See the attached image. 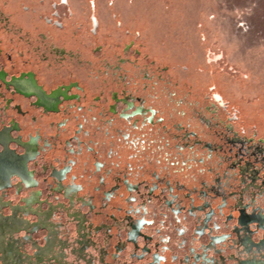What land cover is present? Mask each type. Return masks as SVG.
<instances>
[{
  "label": "rangeland",
  "instance_id": "1",
  "mask_svg": "<svg viewBox=\"0 0 264 264\" xmlns=\"http://www.w3.org/2000/svg\"><path fill=\"white\" fill-rule=\"evenodd\" d=\"M33 1L22 0L25 5L29 3L28 7H30L28 8L29 11L24 10L21 21L23 30L27 32V36L31 38L30 40H34L38 33H42L44 34L43 37L48 38L44 41L41 35L39 36L42 46L46 44L49 47L51 42L58 47L64 46L66 52L71 49L72 52L79 54L83 62L81 64L80 62L74 65L69 64V67L66 66L67 68L56 71L53 67L43 65V62H33L32 57L23 58L21 61L13 54L11 57L15 62L11 64L2 55L0 58L2 65L14 75L24 71H32L36 74L39 83L50 89L59 84H66L70 80L83 82L87 88L86 104L91 103L90 108L101 105L104 111V117H101V119L107 118L115 127L125 128L128 125L126 122L108 114V103L104 99L94 102L99 87L104 84V80L98 76L99 72L96 64L100 61L105 65L111 62L110 59L113 57L115 44H120L128 38L124 34L126 30L130 33L139 32L140 41L152 58L170 67L178 65L179 68L177 67L175 75L192 87V94L188 96L189 100H186L183 109L188 117H194L192 123L201 138L216 143L220 142L218 138L219 131L215 133L214 126H209L203 121V117L219 110L222 116L218 118L221 124L217 125V130L223 126H233L234 129L242 130L239 135L244 134L248 138L252 137L254 141L259 138L264 139V0H75L78 1L76 3L73 2L74 0H69L74 22H84L82 21V14H89V3L93 1L100 25L96 38L93 36L83 38V36L79 39L71 38L73 28L67 25L65 31L67 35H65L64 42V36L61 34L64 30H57L51 23L47 24L45 22V18L47 19L55 11L50 8V4L57 3L59 0H39L40 3L44 2L45 5L36 8L30 6ZM10 4L12 5L11 8L15 7V0H11ZM86 4L88 8L85 7ZM151 8L152 16L157 17L154 21L162 20V25L155 23L154 27L145 26L147 30L134 27L133 24L136 18H141L139 22L142 21L144 11L146 9L151 10ZM32 9L36 13L35 18L31 15ZM65 9L62 5L56 7V12L61 21L67 20L62 15L66 11ZM102 13L105 14L106 18L102 17ZM113 15L116 16L115 19L112 18ZM145 18L148 20L147 16ZM117 19L121 23L120 28L116 25ZM12 21L18 23L15 19ZM34 27H37V32ZM0 39H6L2 32H0ZM155 42H157V45ZM136 43H139V41ZM99 44L103 45V53H94L95 47ZM5 48L8 50V44H5ZM74 53L73 55L77 58ZM80 66L82 67L79 68ZM0 93L6 94L7 97L13 100V103H19L22 113L20 117H17L18 110H14L12 106L8 109L6 107L0 108V127L10 124L15 127V123H18L19 127H22L20 133L24 137L29 138L30 136L40 135L43 139H47L51 147L47 143H43L44 148H41L43 156L38 159L40 164L48 165L46 167H59L68 164L67 143L62 141V137L68 133L75 134L78 132L79 126L78 128L75 127L78 117L69 115V118H65L68 116L67 112L56 115L42 114L41 111L31 107L32 101L30 99L11 96L5 93L4 88L1 86ZM215 93H218L224 99L223 103L219 102V104L225 106L223 111L215 104ZM1 102L2 97H0V106ZM209 108L210 110H208ZM235 111L237 112V119L230 121L229 118L233 117ZM88 112L89 110L86 109V113ZM214 115H216V112ZM12 119L15 121L12 122ZM97 122L93 119L83 121V126L96 131L98 142H94V146L97 147L98 151L92 155L84 151L77 158L76 165L69 163L75 167L73 170L78 174V177L75 180L72 177L67 183L70 185L75 184L80 189L78 193L80 198L76 197L73 200V206L71 203L67 204L61 197L51 199L54 204H57V202L65 204L64 208H59L56 205L58 211L53 217L54 221L59 222V225L60 223L63 225H60L59 228V235L64 244L60 248L64 252L63 257L66 259L61 263L59 262V264H85L81 258L77 257V249H75L78 239L83 234L79 233L76 223L69 218L71 214L65 213L74 209L81 210L87 215V219L91 223L101 227V230L94 234L93 239L97 243L96 246L88 249L89 257L92 256L94 264L98 262L100 252L105 253L101 248L107 251L106 262L110 264L131 263L132 260H129L130 256L127 250H123L122 256L119 258L116 257L119 251L115 246L125 247L124 233L128 229L129 222L142 215L154 219L155 226L160 228L161 232L159 233L158 230L153 232L159 238L160 236H166L162 241H168L167 236L170 237L168 245L170 247L169 255L172 256L170 260L172 264H198L197 257L203 258L205 254L214 257L217 264H221L223 261L226 264H235L236 260L243 257L236 241L231 240L233 238H230L231 241L225 245H219L217 249H208L210 243L205 245L208 242L207 236L197 239L193 235L195 233L193 229L204 227L203 214L208 205L207 202L218 212L212 219L216 220L218 224L222 223L219 229L209 223V226L213 228L212 234H229L233 232L234 228L232 227L236 222L234 220L225 222L227 218L225 219L224 216L232 214L235 218L243 202L249 205L250 208L258 205L264 211V195H254L256 192H253L252 187H249L251 183H244L248 179L247 177L242 176L243 178H239L234 172L230 180V189L232 191L236 189L238 195H235L234 192V194L230 193L226 196V204L224 201L220 204L218 198H214L213 195H208V197L197 195L194 188L206 189L205 185H208L206 190L212 193L211 190L213 189L210 185L216 184L218 172L210 171L206 167L211 165L210 162L214 161L213 158L220 160L217 155L214 157L207 156L204 162H201L200 159H194L193 165L184 166L181 162L182 157L184 156L185 161L190 163L191 159L186 158L187 155L194 156L195 154L174 152L176 149H173L170 145L172 144L171 141L167 142L163 130L150 132L152 133V136L150 135L152 141L150 140L148 143L140 141L138 145L133 146L129 141H122L117 135L111 136L101 133L95 128ZM73 129H76V132H72ZM148 144L150 145L149 148L147 147ZM197 152L200 156H204L202 146ZM250 160L261 173H264L263 159L257 160L253 157ZM177 161H180L179 167L175 163ZM208 161H210V165H208ZM171 162H174V164H171ZM99 163L103 165L100 171H98ZM40 164H30V168L36 172V175L45 173L44 168L46 167L42 168ZM109 167L111 169L113 167L117 171L114 170L110 173L107 170ZM217 171L221 172V168H218ZM125 175L134 183L140 178L146 179L150 183L159 184L168 178L173 179L172 182L181 181L196 198L194 201L188 200L181 203L186 209L183 210V207H180L181 212L178 213L177 217L181 218V222H178L175 219L176 216L172 217L167 212L166 215H163L165 210L163 199L166 193L163 196L161 192L164 191V187L159 192L163 198H159L160 196L157 197L156 191L150 194L146 186L141 185L140 188L143 192L137 203L142 212L140 214L136 213V210L133 213L123 212L115 208L117 206L123 207L125 200L117 197L114 201L108 202L107 196H105L107 193L105 194L103 191L116 192L120 185L121 188L117 192H123L124 186L122 187V185H125ZM151 186V189L154 190L155 185L152 184ZM214 187L216 188V186ZM41 189H43V186H41ZM26 194L25 191L17 194L16 191L9 189L5 193H0V197H3L5 201H10L11 205H21L22 199L20 197ZM185 198H187V195ZM51 207L49 204L44 203L41 208L50 209ZM2 212L7 215L10 210L3 208ZM26 217L34 219L32 216ZM162 222L164 223L162 224ZM176 227L183 228L184 234L176 233ZM12 232L13 230L10 229L9 234L11 235ZM22 235L20 233L18 237L21 238ZM44 235L43 231L34 235L38 244H42ZM12 236L14 238V235ZM259 236L260 233H257L254 238ZM22 252L33 256L32 244L26 243ZM174 256H176V259ZM194 260L196 263H194ZM89 262L91 261L89 260Z\"/></svg>",
  "mask_w": 264,
  "mask_h": 264
},
{
  "label": "flooded vegetation",
  "instance_id": "2",
  "mask_svg": "<svg viewBox=\"0 0 264 264\" xmlns=\"http://www.w3.org/2000/svg\"><path fill=\"white\" fill-rule=\"evenodd\" d=\"M146 16L148 20H146ZM140 19L137 17L133 25L142 30H145V26L149 24L162 25L163 23L162 20L154 21L157 17L152 16V8L151 10L146 9L142 21L139 22ZM21 21L12 24L0 19V32L6 37L5 40L0 39V58L3 55L9 63L14 64L15 61L11 57L13 54L21 61L23 58L32 57L33 62H43V65L53 67L56 71L69 67V64L74 65L83 62L79 54L72 52L71 49L66 52L64 44L63 47H58L51 42L48 47L46 44L45 46L41 45L39 37L30 40L31 38L27 36V32L23 30ZM61 34L64 36V42L66 37L64 33ZM41 37L44 41L48 39L47 37ZM5 44H8V50L5 48ZM99 45L95 47L94 53H103L102 48L98 49ZM73 53L76 54L77 58ZM96 65L98 66V76L104 80V84L99 87L94 102L104 99L108 103V114L126 122L128 125L125 128L115 127L107 118L101 119V117H104L101 105L90 108L91 103L86 104L87 88L83 82L80 83L78 80H70L66 84H59L50 89L39 83L34 72L24 71L14 75L6 70L0 61V86L4 88L5 93L11 96L30 99L32 101L31 107L41 111L42 114L56 115L67 112L68 116L65 118H69V115L78 117L75 124L76 128L79 126L78 132L62 135V141L67 143L69 163H73V165L77 164V158L82 152L85 151V153L92 155L98 151L97 147L94 146V142H98L96 131L83 126V121L93 119L98 121L95 125L98 131L111 136L117 135L122 141H129L133 146L138 145L140 141L148 143L151 140L150 135L152 136L150 132L163 130L167 142L171 141L172 144L170 145L173 149H176L174 152L195 154L186 157L191 159L192 163L186 162L184 156L182 157L181 162L184 166L193 165L194 159H200L201 162H204L207 156L214 157L217 155L220 160L213 158L214 161L207 162L208 165H211L205 166L210 171L218 172L216 184L210 185L213 189L210 193L206 190L208 185H205L202 181L206 189L194 187L196 194L199 196L208 197V195H213L214 198H218L220 204L223 201L226 204L228 194L234 192L235 195H238L236 189L233 191L230 189V180L234 172L239 178L242 176L248 178L244 183H251L249 187H252V191L256 192L254 195H264V173H261L250 160V158L255 157L257 160L263 159L264 161V139L259 138L254 141L252 137L248 138L244 134L239 135L232 128L225 126L217 130V125L221 124L218 118L222 116L219 111L216 112L217 117L214 115L215 111H213L211 115L208 114V116L203 117V121L209 126L213 125L215 133L219 131L220 135H217H219L220 142L216 143L203 139L193 126L192 119L194 117H188L183 109L184 103L189 100L188 93L185 94L182 89L178 90L176 86L169 83L160 84L158 87L144 88L138 81L123 80L122 72H119L115 63L105 65L100 61ZM0 97H2L0 108L6 107L8 109L12 106L14 110H18L17 117H20V114H22L20 104L13 103V100L7 97L6 94L0 93ZM214 99L221 103L224 102V99L218 93H215ZM86 109L89 110L88 113H86ZM100 119L102 122L99 121ZM14 121L12 119V122ZM21 129L22 127L20 128L18 123H15V127H13V124L0 127V193H5L9 189L16 191L17 194L22 191L27 193L25 196L20 197L22 199L21 205H11L10 201H5L3 197H0V264H59V262L61 263L66 259L63 257L64 252L60 248L61 245H64L59 235V228L63 225L60 223V226L59 222L53 220V217L57 213L58 207L64 208L65 204L63 202L54 204L51 199L61 197L67 204L71 203L73 206V200L76 197L80 198L78 196L80 189L75 184L70 185L67 182L72 177L74 180L77 179L78 174L73 170L75 167L69 163L59 167H46L48 165L40 164L38 159L43 156V151H41V148H44L43 143H47L49 147H51V144L40 135L30 136L29 138L24 137L20 133ZM73 131L76 132V129H73ZM135 142L137 143L135 144ZM149 144L147 145L148 148ZM201 146L204 148V156H200L197 152ZM33 163L35 165L40 164L42 168L46 167L44 168L45 173L36 175V172L30 168V164ZM175 163L179 167L180 161ZM171 164H174V162H171ZM101 168H103L102 164H100L98 171ZM218 168H221V172L217 171ZM112 169L111 167L107 168L110 173L115 170L113 167ZM94 173L96 172L94 171ZM172 181L173 179L168 178L159 184L150 183L148 180L140 178L134 183L125 175V185H122V187L124 186L123 192H117L121 188L119 185L116 192L110 193V190H104L103 193H107L105 196H107L108 202L114 201L117 197L125 200V203L123 202L125 207L117 206L115 209L130 213L136 210V213L140 214L142 211L137 203L143 192L140 186L145 185L150 194L156 191L157 197L160 196L159 198H163L159 192L164 187V191L161 192L163 196L166 193L163 199L165 202L163 203L165 208L163 215H166L167 212L172 217L176 216L175 219L181 222V218L177 217L178 213L181 212L180 207H183V210L186 209L181 203L188 200L194 201L196 196L184 186L183 182ZM152 184L155 185L154 190L151 189ZM41 186H43V189H41ZM186 195L187 198H185ZM44 203L52 207L42 209ZM207 203L208 205L203 214L204 227L201 229L194 228L193 232L195 231V233L193 235L197 239L207 236L208 242L205 245L210 243L208 249H217L219 245H225L231 240L236 241L243 257L236 260L235 264H264L263 209L258 205L250 208L249 205L243 202L235 218L232 214L224 216L225 219L227 218L225 222L231 220L236 222L232 227L234 228L233 232L229 234H212L213 228L209 226V223L216 229H219L222 223L218 224L216 220L212 219L218 212L209 202ZM3 208H8L10 210L9 214H4L2 212ZM65 213L71 214L69 218L73 219L79 233L83 234L75 246L77 257L81 258L85 264H94L92 256L89 257L88 249L96 246L97 243L93 239L94 234L99 232L101 227L91 223L87 219V215L79 209ZM26 216H32L34 219H29ZM12 222L16 224L15 227L10 226ZM9 228H14L11 235L9 234ZM150 229H152V232ZM154 230L161 232L160 228L155 226V221L151 217L146 218L142 215L129 222L128 229L124 233L125 247L115 246L119 251L116 257L119 258L122 256V251L127 250L130 256L129 260H132L130 264H172L170 262L172 256L169 255L170 247L168 245L170 237L167 236L168 241H162L166 236H160L159 238L153 232ZM40 231L45 233L42 244H38L34 238V235ZM178 232L183 235L185 231L183 228L176 227V233ZM20 233L23 234L21 238L18 237ZM257 233H260V236L254 238ZM12 235H14V238ZM230 238L233 239L230 240ZM26 243L32 244L33 256L22 252ZM101 250L105 253L100 252L96 264H110L105 261L107 251H104V248H101ZM174 257L176 259V256ZM215 260L214 257L205 254L203 258L198 256L196 261L198 264H217ZM196 261L194 260V263ZM221 264H226V262L223 261Z\"/></svg>",
  "mask_w": 264,
  "mask_h": 264
},
{
  "label": "built area",
  "instance_id": "3",
  "mask_svg": "<svg viewBox=\"0 0 264 264\" xmlns=\"http://www.w3.org/2000/svg\"><path fill=\"white\" fill-rule=\"evenodd\" d=\"M68 1V2H67ZM59 0L57 3L50 4V8L54 9L55 11L50 14V16L45 18V22L47 24L51 23L53 27H55L57 30H64V35H67L66 26H71L73 28L72 36L71 38L79 39V37L83 38H89L93 36L96 38L98 36L97 30L100 25V20L96 16L95 3L91 1L89 3V14H82V21L84 22H77L73 21V13L70 9L69 0ZM112 1V0H109ZM105 2V1H104ZM62 5L64 8H66L65 12L62 14L63 18H66L67 20L61 21L59 20V15L56 12L57 5ZM111 4V3H109ZM5 5V3H4ZM87 4H86V6ZM23 11L27 10L29 11L28 7H22ZM19 12L18 14L14 15L11 13H7L5 10L0 9V19L5 20L9 23H12L13 19L16 20V22H20L22 20V16ZM33 18H35V11L32 9ZM113 19L116 18L115 15L112 16ZM84 19V20H83ZM116 25L121 27L120 21L117 19ZM16 24V23H12ZM34 30H37V27H34ZM37 32V31H36ZM127 37V40L120 43L115 44L114 54L112 59H110V63H115L119 72L121 73L122 79L126 81H138L142 87L144 88H153L158 87L160 84H173L177 87V89H182L185 94H192V87L187 83L180 80L177 75H175V71H177V67L179 66H169V65H163L159 63L157 60L153 59L149 52L146 51L144 44L140 41V34L139 32L130 33L128 30L124 33ZM44 36L42 33H38L37 37ZM47 35V34H46ZM50 35V33H48ZM52 37V36H50ZM139 43H136L138 42ZM103 49L102 46H98V49ZM117 51V52H116ZM119 51V52H118ZM183 68V67H181ZM186 69V68H185ZM188 84V85H187ZM215 104L218 105V107L223 111L225 109L224 105L219 104L218 100H215ZM214 104V103H213ZM214 104V105H215ZM219 110L215 111L218 112ZM233 117L229 118L230 121L237 119V112H233ZM234 131L237 132V134H241L242 130L234 129L233 126H230Z\"/></svg>",
  "mask_w": 264,
  "mask_h": 264
},
{
  "label": "crops",
  "instance_id": "4",
  "mask_svg": "<svg viewBox=\"0 0 264 264\" xmlns=\"http://www.w3.org/2000/svg\"><path fill=\"white\" fill-rule=\"evenodd\" d=\"M72 1V0H71ZM37 2V3H36ZM73 2H78V1H73ZM4 3H5V5H4ZM11 3V0H0V9H2V10H5L7 13H11V14H14V15H16V14H18L19 12H21V11H23V9H22V7H24V6H26V7H28V5H29V3H28V5H25L23 2H22V0H15V7H13V8H11L12 7V5L10 4ZM46 3V2H45ZM47 3H49V1H47ZM39 4H43V5H39ZM45 4H44V2H41L40 3V1L39 0H34L33 2H31L30 3V6L32 7V8H36V7H42V6H44ZM28 8H30V7H28ZM37 12V11H36ZM40 13V12H39ZM21 14V16L23 17L24 16V11L22 12V13H20ZM103 14V13H102ZM32 15V17H33V14H31ZM103 18H106V16H105V14H103V16H102ZM150 25V24H149ZM148 25V26H149ZM154 25H156L155 23H153L152 25H150V27H154ZM158 25H160V24H158ZM145 30H147V29H145ZM156 43V45H157V42H155Z\"/></svg>",
  "mask_w": 264,
  "mask_h": 264
},
{
  "label": "bare ground",
  "instance_id": "5",
  "mask_svg": "<svg viewBox=\"0 0 264 264\" xmlns=\"http://www.w3.org/2000/svg\"><path fill=\"white\" fill-rule=\"evenodd\" d=\"M10 226H11V227H15L16 224H15L14 222H12V223L10 224ZM9 229H14V228H9ZM13 231H14V230H13Z\"/></svg>",
  "mask_w": 264,
  "mask_h": 264
}]
</instances>
